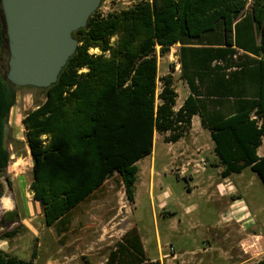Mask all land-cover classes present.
I'll return each instance as SVG.
<instances>
[{"label": "trees", "instance_id": "obj_1", "mask_svg": "<svg viewBox=\"0 0 264 264\" xmlns=\"http://www.w3.org/2000/svg\"><path fill=\"white\" fill-rule=\"evenodd\" d=\"M73 35L78 47L57 82L28 87L45 97L22 119L33 161L30 190L46 226L68 231L72 212L115 176L134 201L137 162L153 153L155 133L177 142L195 115L210 131L222 176L249 167L264 185V0H253L250 10L247 0H138L105 15L95 11ZM178 44L180 79L191 93L176 109L174 75H159L158 57ZM6 54L0 15V177L11 161L8 125L22 88L5 78ZM19 217L14 209L2 222ZM37 256V245L28 260L0 248V264H36ZM106 264L161 262L147 257L133 227Z\"/></svg>", "mask_w": 264, "mask_h": 264}, {"label": "rangeland", "instance_id": "obj_2", "mask_svg": "<svg viewBox=\"0 0 264 264\" xmlns=\"http://www.w3.org/2000/svg\"><path fill=\"white\" fill-rule=\"evenodd\" d=\"M137 1L103 0L98 12L105 15L110 11L128 7ZM250 8L251 4H247V10ZM178 49L179 46H173L170 52L158 57L159 75L163 76L166 73L174 75L179 92L176 107L182 104L188 95V88L180 79ZM89 52L99 54L100 49L91 48ZM8 59L9 54H6L4 62L6 63ZM173 64L175 70L171 69ZM161 87L162 83L159 80L158 91ZM17 95V104L11 110L7 132V144L12 154L11 161L5 174L0 177V182L3 184V196L0 198V237L14 229L18 232L13 238L0 239L1 249L28 260L31 258L33 247L37 245L36 264H105L107 262L105 259L109 258L117 243L131 228L136 227L150 257L159 256V236L164 253H172L175 250L180 254L184 252L183 250H199L212 244V250L206 254L208 258L212 256L210 264H232L224 258L225 250L230 248L228 243L225 244L222 241L221 234L224 230L210 229L207 226L208 223L206 224L211 217L201 192L202 188H194L192 189L194 191L190 192L188 189L190 181L175 174L174 157L182 145L194 142V145L202 146V159L204 162L210 161L213 140L209 131L202 128L199 116L194 117L189 131L182 137L184 140L175 146L164 142L167 134L155 133L154 154L139 163L141 173L140 179H137L134 186V201L128 198L120 177L115 176L106 181L94 199L85 203L81 209L72 212L70 230L64 237L59 238L54 227L46 226L40 205L33 200L30 190L33 161L26 143L25 127L22 124L25 114L41 103L45 94L37 89L22 87L17 90ZM192 127L193 131L190 134ZM195 151L197 150L189 152ZM259 154H264V139L259 147ZM153 158L157 174L153 178L154 200L152 201L149 193V165ZM210 170L216 173V168H210ZM204 175L203 173L197 175L199 186L202 184L201 179ZM7 177L11 179L12 185L7 182ZM231 179L238 185L255 213L257 232L264 234L262 181L249 167L242 173H233ZM135 192L137 199H135ZM14 209H17L20 215L19 221L3 223V216ZM163 211L168 213L166 217H163ZM198 218L201 220L199 223L196 222ZM80 221L85 225L82 230L76 229ZM235 234L233 232L230 235L231 240L238 238ZM109 235L114 236L109 238ZM100 238L105 239V242L99 243Z\"/></svg>", "mask_w": 264, "mask_h": 264}, {"label": "crops", "instance_id": "obj_3", "mask_svg": "<svg viewBox=\"0 0 264 264\" xmlns=\"http://www.w3.org/2000/svg\"><path fill=\"white\" fill-rule=\"evenodd\" d=\"M177 46H179V44ZM182 82L183 85L188 88V95H189L191 93L189 85L183 80ZM178 98H179V92H178ZM178 98H177V102H178ZM182 104L180 103V105L176 107V109H178ZM195 116H193L192 118L193 122ZM204 129L208 130L206 128ZM192 131H193V127L191 129L190 134H192ZM183 140L184 138H181L177 142H166V141L164 142L170 144L171 146H175L177 143H181ZM194 144L195 143L192 142V144L188 143L184 146L182 145L177 150L176 155L174 157L176 161L175 174L178 177L183 176L187 178L188 182L190 181L188 184V189L190 190V192H193L194 190L192 189L194 188L196 189L200 187L202 188L201 192L202 195L205 197V202L208 205L207 210L211 217V219L208 222H206V224L208 223L207 226L210 229L212 228L223 229L224 231L221 234L223 240L222 239L221 240L223 241V243L225 244L228 243L230 245V248H228V250H225L224 252L225 253L224 258L226 260L231 261L232 264H263L264 234L257 232V218L255 216V213L251 205L245 199V196L240 191L238 185L231 179L232 175L227 177L222 176L221 173L223 171V166L219 163L217 155L214 151V142L211 144L212 151H211V158L209 163L204 162V160L202 159V154H203L202 146L198 147L197 145ZM195 149L199 153H197V151H195L194 153L189 152V151H194ZM153 154H154V150L151 155ZM258 154H259V149H258ZM142 160H145V158ZM140 161L137 162V166L139 168V173H138L139 179H140L139 175L141 173V168L139 167ZM210 168H216V173L212 172ZM149 171H150L149 193L150 196H152V201H153L154 200L153 178L157 174L156 163L154 158L152 160V163L149 165ZM198 173L205 174L204 177H202L201 179L202 181L201 186L198 185L199 183V180L197 179V175H199ZM99 193L100 190L95 192L94 195L89 200H91L92 198L94 199L95 196ZM135 199H137L136 192H135ZM89 200L81 203L76 210L81 209L85 203L89 202ZM162 214L163 217H166V215H168V213L165 211H163ZM200 221L201 220L199 218L196 220L197 223H199ZM70 225L68 231L70 230ZM84 226H85L84 222L80 221L76 229L82 230L83 228H85ZM68 231L60 234L59 238L64 237ZM126 232H127V228L125 233ZM233 232H235L236 233L235 235L238 236L236 240L230 239V235ZM113 236L114 235H109V238H113ZM158 240H159L158 243L159 256L150 257L147 253V250L144 245V241L142 239L146 255L152 261L160 260L161 264H210V262L212 261L210 259L212 256L208 258V256L206 255L209 251L212 250V244H209L205 248H199V250L198 249L183 250L184 252L180 254L176 253L175 250H173L172 253H164V250L160 244L159 236H158ZM103 242H105V239L100 238L99 243H103ZM66 258L68 259L67 256ZM105 261H108V258H106Z\"/></svg>", "mask_w": 264, "mask_h": 264}, {"label": "water", "instance_id": "obj_4", "mask_svg": "<svg viewBox=\"0 0 264 264\" xmlns=\"http://www.w3.org/2000/svg\"><path fill=\"white\" fill-rule=\"evenodd\" d=\"M103 0H0L9 52L5 78L18 87L45 89L57 82Z\"/></svg>", "mask_w": 264, "mask_h": 264}, {"label": "built area", "instance_id": "obj_5", "mask_svg": "<svg viewBox=\"0 0 264 264\" xmlns=\"http://www.w3.org/2000/svg\"><path fill=\"white\" fill-rule=\"evenodd\" d=\"M253 0H247V4L250 5Z\"/></svg>", "mask_w": 264, "mask_h": 264}]
</instances>
